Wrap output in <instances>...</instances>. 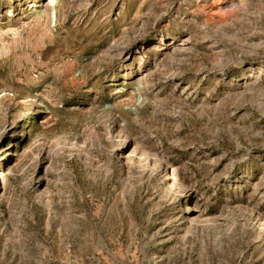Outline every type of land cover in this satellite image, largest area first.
Segmentation results:
<instances>
[{
  "label": "rangeland",
  "instance_id": "rangeland-1",
  "mask_svg": "<svg viewBox=\"0 0 264 264\" xmlns=\"http://www.w3.org/2000/svg\"><path fill=\"white\" fill-rule=\"evenodd\" d=\"M0 264H264V0H0Z\"/></svg>",
  "mask_w": 264,
  "mask_h": 264
}]
</instances>
